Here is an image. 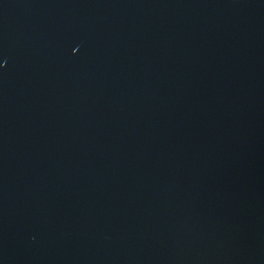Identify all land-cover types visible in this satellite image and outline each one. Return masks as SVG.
Listing matches in <instances>:
<instances>
[{
  "label": "water",
  "instance_id": "95a60500",
  "mask_svg": "<svg viewBox=\"0 0 264 264\" xmlns=\"http://www.w3.org/2000/svg\"><path fill=\"white\" fill-rule=\"evenodd\" d=\"M0 264H264V0H0Z\"/></svg>",
  "mask_w": 264,
  "mask_h": 264
}]
</instances>
